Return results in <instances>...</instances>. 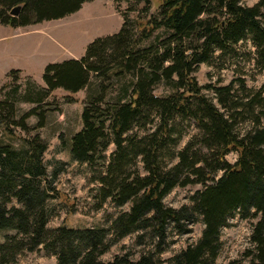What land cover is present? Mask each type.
<instances>
[{
  "label": "trees",
  "instance_id": "obj_1",
  "mask_svg": "<svg viewBox=\"0 0 264 264\" xmlns=\"http://www.w3.org/2000/svg\"><path fill=\"white\" fill-rule=\"evenodd\" d=\"M87 1L92 0H0V24L17 28L62 19ZM141 1L142 11L149 12L153 0ZM18 5L20 13L12 15ZM157 10L149 19L135 20L125 12L119 32L94 40L80 59L47 65L43 75L46 93H77L98 82L84 107L82 127L69 139L70 151L97 174V208L111 200L129 204V210L110 219V227H49L57 172L51 174L44 161L47 143L39 134L22 138L19 146L1 143L0 230L16 233L0 242V264H13L23 252L39 249L56 256L58 264H214L222 229L235 216L256 219L247 256L250 264H264V85L242 101L233 82L208 86L220 109L195 74L201 64L233 54L245 39L257 48V63L264 69V0L252 6L242 0H162ZM159 31V40L143 46ZM12 74L17 83L19 70ZM160 82L170 89L164 96L155 93ZM114 90L117 96L107 100ZM33 94L27 100L43 102L44 93ZM5 102L0 101V110L2 105L14 124L28 130L27 118L35 109L16 120L15 104ZM156 119L157 127L149 131L147 123ZM179 119L195 121L201 147L194 149L196 137L178 152L175 163L165 165L170 145L180 139L175 135ZM246 121L250 128L239 131L238 124ZM136 127L145 131L134 132ZM111 144L115 149L108 159ZM231 151L238 153L233 164L226 157ZM196 183L204 187L191 205L165 203L174 188ZM198 221L204 224L201 237L168 259L152 250L137 258L128 251L101 259L133 234L139 244L156 242L157 254L163 253L170 230L184 233Z\"/></svg>",
  "mask_w": 264,
  "mask_h": 264
},
{
  "label": "rangeland",
  "instance_id": "obj_2",
  "mask_svg": "<svg viewBox=\"0 0 264 264\" xmlns=\"http://www.w3.org/2000/svg\"><path fill=\"white\" fill-rule=\"evenodd\" d=\"M162 0H153V6L147 13L142 11L144 4L141 0H92L85 2L75 13L62 19L43 21L25 27L13 28L0 24V101L5 105L14 103L16 106L15 119L26 116L32 109L35 114L27 118L28 130H23L14 124L12 117L8 118L7 112L1 105L0 119V144H21L24 137H33L39 134L47 143L48 149L44 154V161L51 174L57 172L53 185L56 193L50 198L51 218L49 227L55 228L66 225L78 227H110L112 221L122 211L129 210L130 205L117 206L108 200L101 208H97L96 195L99 193L100 182L85 162L74 159L71 154L69 139L82 127V113L90 101L93 91L98 89L96 83L82 89L77 93H70L64 89H56L49 93L43 92L46 88L44 71L51 63H61L72 58L80 59L85 55L87 47L100 37L113 35L123 26L124 13L132 20L138 17L149 19L157 15V9ZM252 6L258 0H242ZM133 9V10H131ZM163 36L159 31L155 37L146 41L143 46L155 43ZM257 48L245 39L239 42L237 50L224 56L212 64H201L196 77L200 85L204 86L203 92L220 109H224L218 102L216 93L208 86L227 85L234 83L236 98L245 99L247 95L256 92L264 85V69L257 63ZM19 70V80L14 82L12 71ZM19 89L16 92V85ZM41 91L44 93L43 102L35 103L27 100L28 93ZM170 91L165 82L155 85V93L160 96ZM117 96V92L107 94V100ZM73 99V100H70ZM44 117V126L40 127V118ZM158 120L147 123L149 131L157 127ZM238 130L245 132L251 126L250 122H240ZM145 131L143 127L134 129V132ZM175 135L181 134L174 145H170L165 156V165L175 163L178 152L189 142L198 138L194 149L201 147L199 140L203 139L202 131L191 119H179ZM115 146L111 144L107 151L109 159ZM227 160L233 164L238 160V153L231 151ZM165 158V157H164ZM99 172V170H98ZM223 171L217 173L220 176ZM208 183H211L209 181ZM204 184L196 183L185 187L174 188L164 199L168 206L180 208L192 204V197ZM256 219H244L240 216L231 218L230 225L222 229L221 250L214 264H250L247 251L253 248L251 233ZM204 224L201 221L189 226V231L179 233L170 230L168 244L163 253L157 254L156 242L145 240L142 244L137 242V234L121 239L111 250L101 257L107 261L116 254L131 251L135 258L144 251L152 250L156 257L168 259L180 252L190 244H195L201 237ZM13 230H0V242L8 235H13ZM13 264H58L57 257L49 254L44 249L25 251Z\"/></svg>",
  "mask_w": 264,
  "mask_h": 264
},
{
  "label": "water",
  "instance_id": "obj_3",
  "mask_svg": "<svg viewBox=\"0 0 264 264\" xmlns=\"http://www.w3.org/2000/svg\"><path fill=\"white\" fill-rule=\"evenodd\" d=\"M21 8H22V6L21 5H18V6H16V7H14L12 10H11V14L12 15H18L19 13H20V10H21Z\"/></svg>",
  "mask_w": 264,
  "mask_h": 264
}]
</instances>
